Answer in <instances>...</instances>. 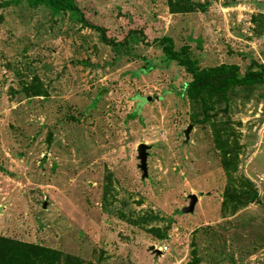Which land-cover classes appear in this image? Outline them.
<instances>
[{
	"label": "rangeland",
	"instance_id": "1",
	"mask_svg": "<svg viewBox=\"0 0 264 264\" xmlns=\"http://www.w3.org/2000/svg\"><path fill=\"white\" fill-rule=\"evenodd\" d=\"M174 1L184 10L171 13L167 0L77 2L116 34L120 12L148 20L176 50L187 44L198 67L264 65V18L252 21L264 0ZM188 78L158 47L116 54L72 13L0 0V235L84 264H264V82L201 101L185 93ZM139 143L150 146L146 178ZM108 173L115 192L104 210ZM249 185L254 202L227 195Z\"/></svg>",
	"mask_w": 264,
	"mask_h": 264
},
{
	"label": "trees",
	"instance_id": "2",
	"mask_svg": "<svg viewBox=\"0 0 264 264\" xmlns=\"http://www.w3.org/2000/svg\"><path fill=\"white\" fill-rule=\"evenodd\" d=\"M78 0H28L33 5H44L53 12H69L74 14L79 23L97 33L100 42L109 47L116 54L123 51L129 52L135 44L145 47H158L163 55V60L173 61L189 75L184 84V90L191 97H198L201 101L204 96L225 98L228 92L234 88H251L256 84L264 82V65L251 61L241 72L236 64L220 65L218 67H198L193 58L189 56V47L182 45L178 50L174 47L171 36L161 34L155 29L153 23L148 20L137 19L128 11L120 12V16L126 20V24L119 34L112 32L107 26L95 18L93 5H80ZM167 6L171 13L183 11L184 7L176 8L174 0H167ZM264 18V15L253 16L252 21ZM190 39L200 48L202 40L200 37ZM147 69H142L141 72ZM34 95L41 94V89L36 86L31 89ZM138 109L128 114V120L138 117ZM224 167L227 168L228 162L223 160ZM104 193L102 195L103 209H107V199L115 192L113 176L108 173L104 179ZM231 200L239 203H251L257 199V191L249 185L246 190L240 193H228ZM129 196L133 197L132 194ZM124 214V213H123ZM123 217L132 225L142 226L143 222L138 217L134 219L129 215ZM149 231H156V228H149ZM163 237V235H162ZM0 264H84L78 257L64 254L57 249L45 247L39 244L26 243L4 237L0 235Z\"/></svg>",
	"mask_w": 264,
	"mask_h": 264
},
{
	"label": "water",
	"instance_id": "3",
	"mask_svg": "<svg viewBox=\"0 0 264 264\" xmlns=\"http://www.w3.org/2000/svg\"><path fill=\"white\" fill-rule=\"evenodd\" d=\"M192 126L189 125L185 130H184V135H185V138L187 139L188 138V134L191 130ZM51 137L52 135L49 134L47 136V139H46V144L49 146L50 145V140H51ZM150 146L149 145H146L145 143H139L137 145V148H136V158L138 160V169L141 171V177L142 178H146L147 175H148V172H147V157H148V150H149ZM202 194L199 193V196H201ZM198 201V196L195 195V194H191L189 196V204L188 206L184 207L182 209V212L183 213H192L193 210H194V207L196 205ZM44 206V205H43ZM149 251L150 252H153L155 253L156 255H159L160 252L155 249L153 246H150L149 248Z\"/></svg>",
	"mask_w": 264,
	"mask_h": 264
},
{
	"label": "built area",
	"instance_id": "4",
	"mask_svg": "<svg viewBox=\"0 0 264 264\" xmlns=\"http://www.w3.org/2000/svg\"><path fill=\"white\" fill-rule=\"evenodd\" d=\"M159 250H160L161 252H165V251L167 250V247L164 245V246H162L161 248H159Z\"/></svg>",
	"mask_w": 264,
	"mask_h": 264
}]
</instances>
